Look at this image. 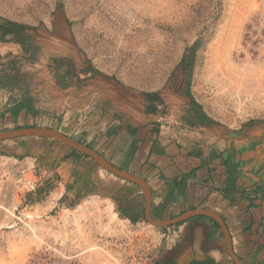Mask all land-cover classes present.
I'll return each mask as SVG.
<instances>
[{
  "label": "rangeland",
  "instance_id": "rangeland-1",
  "mask_svg": "<svg viewBox=\"0 0 264 264\" xmlns=\"http://www.w3.org/2000/svg\"><path fill=\"white\" fill-rule=\"evenodd\" d=\"M0 21L29 27L37 48L0 42L12 46L0 77L20 76L4 92L22 99L21 126L75 140L99 105L264 175V0H0ZM198 40L189 83L181 60ZM192 100L214 124L196 120ZM12 107L0 133L17 127ZM68 153L48 138L0 142V264H167L166 230L146 203L135 213L92 192L90 169L118 177ZM226 253L220 264H235Z\"/></svg>",
  "mask_w": 264,
  "mask_h": 264
},
{
  "label": "crops",
  "instance_id": "crops-1",
  "mask_svg": "<svg viewBox=\"0 0 264 264\" xmlns=\"http://www.w3.org/2000/svg\"><path fill=\"white\" fill-rule=\"evenodd\" d=\"M11 47L1 46L0 55H9ZM4 91L9 92V89L0 86V110L12 106L18 108L22 101L17 98L19 95L6 96ZM9 101L15 104L9 105ZM20 109L17 119L10 122L11 125L16 123L15 130L25 128L21 125L27 112L24 108ZM111 111L102 116L96 109L90 122L79 128L77 133L80 137L75 140L92 146L93 151L116 168L140 176L151 191L153 218L158 215L157 220H173L187 212L212 210L225 223L233 252L240 262L253 264L264 261V175H259L258 166H246L240 160L230 162L217 153L214 156L213 149L185 147L180 139L166 138L159 129L160 136H156V124L149 129L142 128L141 121L132 122L117 111L112 112L121 118L111 125ZM27 126L32 128L29 124ZM105 126L112 128L108 130L109 139L98 138L99 135L94 137ZM119 128L118 133H111ZM89 176L92 192H95L93 187L108 190L114 193L119 203L127 202L126 208L135 213L141 210L144 202L147 207L144 192L138 185L124 182L119 177L109 178L95 168L90 169ZM105 185H108L107 188L103 187ZM161 229L166 230L168 239L165 247L169 256L167 262L206 264L212 261L220 264L226 261L225 236L220 224L213 218L193 217Z\"/></svg>",
  "mask_w": 264,
  "mask_h": 264
},
{
  "label": "water",
  "instance_id": "water-1",
  "mask_svg": "<svg viewBox=\"0 0 264 264\" xmlns=\"http://www.w3.org/2000/svg\"><path fill=\"white\" fill-rule=\"evenodd\" d=\"M21 138H48V139L55 140L70 149H73L83 155L90 157L101 168L110 172L111 174L123 180L132 182L138 185L143 190L144 195L146 197V201H147L146 219L148 220L149 223L153 224L154 226L158 228H168L171 226H175L193 217L206 216V217L215 219L220 224L223 230L225 240H226L227 250H228L230 257L232 258L235 264H244L240 262L235 256L233 252L231 237L228 233L226 225L221 219V217L214 211L212 210L192 211V212H187L185 214H182L173 220H162V221L153 220L151 218V203H152L151 191L148 185L146 184V182L140 176L133 174L131 172L123 171V170L116 168L111 163H109L104 157H102L100 154L90 149L88 146L82 143H79L76 140L71 139L70 137L60 132L54 131V130L43 129V128H23V129L14 130L11 132H1L0 133V142L16 140V139H21Z\"/></svg>",
  "mask_w": 264,
  "mask_h": 264
},
{
  "label": "trees",
  "instance_id": "trees-1",
  "mask_svg": "<svg viewBox=\"0 0 264 264\" xmlns=\"http://www.w3.org/2000/svg\"><path fill=\"white\" fill-rule=\"evenodd\" d=\"M27 29H29V27H26L25 25H23L21 23H17V22H13V21H0V42L1 43L12 42L15 44H19L22 47L23 51H25V52L28 51V48L36 50L37 48L33 45L32 37L30 35H28L26 32ZM201 44H202V40H198L192 47H190L186 50V52H185V54L181 60V68L185 69L189 74L188 75L189 83H191V78H192V74H193V70H194L196 58H197V52H198V49L200 48ZM64 65L65 64L63 63V61L57 62L58 68L63 67ZM19 80H20L19 75L8 74V75H6L0 79V86L12 89V88L16 87V83H18ZM29 101H31V99ZM147 101L149 103H151L153 106L155 101H159V97L156 94H148L147 95ZM192 105L196 108L195 109V116H196V120L198 122H200L202 124H209V125H212L215 123L211 118H209L203 112L201 105H199L194 100H192ZM18 108H19V112H20L21 106L18 105ZM96 109H97V112L100 113L102 116L108 115V111H107L106 107L98 106ZM31 110L32 109H30V111ZM151 111H153V110H151ZM119 118H121V117L118 114L112 115L110 118L111 119L110 120L111 125H112V123L117 122L119 120ZM115 128H116V126H115ZM109 129H112V128H108L107 126H105L103 129H101L99 132H97V134H95L94 137H97V135H99L98 138L101 137V139H105V138L109 139L108 136L109 137L111 136L109 134V131H110ZM120 130H121V128H119L118 130L115 129L116 132H114V133L111 132V133L116 134ZM3 131H7V130H3ZM155 133H156V136L159 135L158 130H156ZM77 142L83 143L79 140ZM52 143H55L58 146L60 145V144H57L56 142H52ZM88 147L90 149L94 150L92 146L88 145ZM68 150H69V153H68L69 159L70 158L71 159L77 158V157L89 158L87 156L80 155L77 151H75L73 149L68 148ZM43 189H45V188H43ZM216 226L219 227L217 224H216ZM164 229H167V228H164ZM167 264H174V263L170 261ZM206 264H214V262L211 261V262H208Z\"/></svg>",
  "mask_w": 264,
  "mask_h": 264
},
{
  "label": "bare ground",
  "instance_id": "bare-ground-1",
  "mask_svg": "<svg viewBox=\"0 0 264 264\" xmlns=\"http://www.w3.org/2000/svg\"><path fill=\"white\" fill-rule=\"evenodd\" d=\"M237 88V87H236ZM241 88H242V86H241ZM244 88V87H243ZM245 89V88H244ZM250 89V88H249ZM232 90V89H231ZM248 90V89H247ZM234 92V91H233ZM249 92V91H248ZM112 218H114V216L112 217Z\"/></svg>",
  "mask_w": 264,
  "mask_h": 264
}]
</instances>
